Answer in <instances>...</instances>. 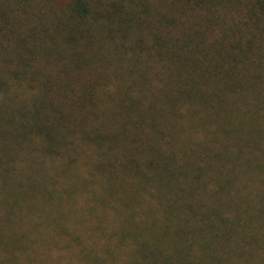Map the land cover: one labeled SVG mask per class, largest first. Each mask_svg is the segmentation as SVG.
Here are the masks:
<instances>
[{"label":"trees","instance_id":"trees-1","mask_svg":"<svg viewBox=\"0 0 264 264\" xmlns=\"http://www.w3.org/2000/svg\"><path fill=\"white\" fill-rule=\"evenodd\" d=\"M44 166L68 228L7 184L0 264H264V0H0V171Z\"/></svg>","mask_w":264,"mask_h":264},{"label":"rangeland","instance_id":"rangeland-1","mask_svg":"<svg viewBox=\"0 0 264 264\" xmlns=\"http://www.w3.org/2000/svg\"><path fill=\"white\" fill-rule=\"evenodd\" d=\"M35 170H37V171H34L35 175L33 177L32 176L27 177V176H23L22 174H19V172L26 171V170H21V171L18 170L17 171V169H12L8 172H6L5 170L0 171V213L4 212L5 209H7V211H10V214L8 213L9 218L14 217V215L16 214L17 210L15 212L12 211L13 210V206H11L12 204L9 207L8 204L10 202H8V199L5 198V197L9 196V192L6 191V185L7 184L9 185V183H11V182H12V185H15V184H13V182H16V186L18 185V181H21V183H26V185H23L24 187L21 188V190H22L21 196H23L25 194V192L28 191L29 195L34 194V196H36L40 199H42L45 196V194L47 193L48 195H51L54 198H56L58 200V202L59 201L61 202L64 200L65 194L63 193V190L58 189L56 181L52 178L53 177L52 175L55 174V169L50 167V166H44L43 168H40V169L35 168ZM27 171H29V170H27ZM32 190H33V192H32ZM36 190H39L40 192H42L44 196L41 194L38 195L37 192H39V191H36ZM12 191L17 192V187L14 188V190H12ZM5 199H6V201H5ZM42 201L44 202V203H42V206L40 209L41 213H42V217H38V219L35 220V223H40L42 225V227H44L43 230H46V234H47V230H49L50 227L51 228L55 227V225H62V227L64 229H67L68 228L67 224H68L69 214H67V211H65L66 208H64L66 206L65 205L66 203L63 202L62 204H64L65 206H63V208L60 209L61 207L60 206H59L60 208L58 207V202L55 199H51L50 203H49V200H48V203L45 202L44 198L42 199ZM4 207H5V209H4V211H2ZM19 218H21V214L17 213V219H19ZM15 231L13 232V234H15ZM2 232H4V231H2ZM6 237L7 236H5V238ZM8 240L9 239L5 240V242H4L5 245H6V243L12 245V243L16 242V241L14 242V240H12V241H8ZM18 242H19V240H18ZM5 245L3 247H1L2 245L0 246V250L2 252L7 251V248L5 247ZM32 246H34V244ZM10 248H12V247H10ZM9 256H10V253H9ZM11 264H14V263H11Z\"/></svg>","mask_w":264,"mask_h":264}]
</instances>
